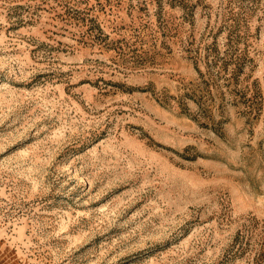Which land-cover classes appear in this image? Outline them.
<instances>
[{
    "label": "rangeland",
    "instance_id": "1",
    "mask_svg": "<svg viewBox=\"0 0 264 264\" xmlns=\"http://www.w3.org/2000/svg\"><path fill=\"white\" fill-rule=\"evenodd\" d=\"M0 264H264V0H0Z\"/></svg>",
    "mask_w": 264,
    "mask_h": 264
},
{
    "label": "trees",
    "instance_id": "2",
    "mask_svg": "<svg viewBox=\"0 0 264 264\" xmlns=\"http://www.w3.org/2000/svg\"><path fill=\"white\" fill-rule=\"evenodd\" d=\"M208 56H209V53H208ZM213 59H214V56H213ZM213 59L209 60V65L210 66H212L214 64H217V60L216 59L213 60ZM221 69L224 70L225 69V65ZM233 72H234V69H233Z\"/></svg>",
    "mask_w": 264,
    "mask_h": 264
}]
</instances>
